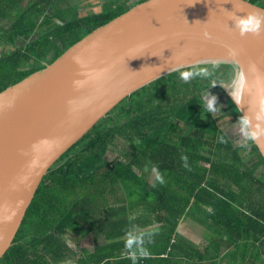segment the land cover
I'll list each match as a JSON object with an SVG mask.
<instances>
[{
	"label": "trees",
	"instance_id": "16d2710c",
	"mask_svg": "<svg viewBox=\"0 0 264 264\" xmlns=\"http://www.w3.org/2000/svg\"><path fill=\"white\" fill-rule=\"evenodd\" d=\"M20 2L0 0V17H11L7 27L0 25V90L53 64L133 6L117 11L108 4L82 14L81 5L62 9L57 0H27L25 8ZM218 65L210 78L185 82L172 72L124 96L53 165L0 264H65L87 236L92 250L74 264H132L126 240L133 229L156 232L136 264L264 260V160L253 142L246 151L219 125L217 115L229 114V122L242 115L229 95L217 101L215 113L204 107L202 93L236 71L233 63ZM156 170L165 183L147 180ZM189 213L213 231L202 247L177 234Z\"/></svg>",
	"mask_w": 264,
	"mask_h": 264
},
{
	"label": "water",
	"instance_id": "95a60500",
	"mask_svg": "<svg viewBox=\"0 0 264 264\" xmlns=\"http://www.w3.org/2000/svg\"><path fill=\"white\" fill-rule=\"evenodd\" d=\"M252 10L264 7L248 0H142L53 64L0 90V259L58 159L124 96L174 72L175 64L233 63L243 72V90L250 89L237 105L250 113V98L255 110L264 97V32L241 37L228 20L231 12ZM253 144L264 160V137Z\"/></svg>",
	"mask_w": 264,
	"mask_h": 264
},
{
	"label": "clouds",
	"instance_id": "9594fccd",
	"mask_svg": "<svg viewBox=\"0 0 264 264\" xmlns=\"http://www.w3.org/2000/svg\"><path fill=\"white\" fill-rule=\"evenodd\" d=\"M239 11V9H238ZM228 20L231 21L232 28L236 30V32L244 37L245 35L259 36L262 32H264V12H260L257 10H252L246 12L244 15H237L236 12H231L228 17ZM206 38H210V34L205 33ZM228 53L230 56L235 58L238 55V51L235 48L229 47ZM205 64H210L211 67L208 66H187L182 63H177L173 67H171V71H174L179 74V78L185 82L190 79H194L197 77L200 78H210L213 76L215 69L219 66L216 61H206ZM251 69L254 71V65L251 66ZM243 82L244 76L243 72L240 69H237L236 76L232 80L229 85H225L223 87L230 89V96L236 102L239 103L241 99V92L243 91ZM215 85V84H213ZM74 87H81V81H73ZM70 103V102H69ZM217 102L215 95H211L208 93L207 97L204 99V107L206 112L215 113L218 111ZM239 129L241 135L243 137L242 142L240 143V147H247L249 142H254L264 137V97L260 98L259 104L255 110H250L245 114L239 116L238 118ZM220 142H224V138L219 137ZM22 154L27 155L28 153L22 152ZM182 160L185 162V167H187V156H183ZM36 160L33 159L29 161V167L35 166ZM155 167V166H153ZM22 181L24 178H21ZM155 181L160 184L165 183L163 175L156 170L155 173ZM155 186V185H153ZM10 218V217H9ZM156 232L154 230L149 231H140L133 229L127 234L126 240V248L131 253L130 259L132 260V264H136V261L139 259V255L147 256L148 252L145 248V244L150 242ZM67 264H71V262H67Z\"/></svg>",
	"mask_w": 264,
	"mask_h": 264
},
{
	"label": "crops",
	"instance_id": "0c3cea01",
	"mask_svg": "<svg viewBox=\"0 0 264 264\" xmlns=\"http://www.w3.org/2000/svg\"><path fill=\"white\" fill-rule=\"evenodd\" d=\"M106 1H108L109 5L110 4L111 5H113V4L117 5L118 3H121L123 0H118V2H116L117 0H57V2H55V4L56 5H62L61 6L62 9L69 8V5L70 6L81 5L82 7L85 6V9H84L82 14H86L89 11H94L96 13L101 11L102 7H104V5H108V4H106ZM133 1L129 2V3L134 5L133 3H135V2H133ZM260 2L262 5H264V0H260ZM20 5H21V7L25 8L27 6V0H21ZM91 5H94V6H91ZM63 6H66V7H63ZM128 6H130V5H128ZM1 11L3 12V9H1ZM10 18L11 17H10L9 12H6L5 15L0 17V25H6L5 27H7L10 24V20H11ZM36 39H37V37H35L32 40H36ZM28 41H30L29 38L28 39H22L19 43H16L15 48L19 49V50L23 49ZM1 52H2V48H0V54H1ZM151 173H152L151 181H153L155 179V172L154 171L147 172L145 177L148 180V176ZM185 218H186V216L181 219V222H180L179 226L177 227V234H179V236H181L183 239L187 240L188 242H190L194 246H200V245L203 246V244H204V242L202 243L203 239L200 235H198V233H201V232L196 230L195 227L199 226L200 228H204L205 226L200 225V223L197 224L196 221H193V224H191V223L184 224ZM87 237H89V236H87ZM87 237L85 239H87ZM83 240L81 241V243L79 245L74 246V248H76V253L78 256L90 254L92 247H93L92 239H91V244H87V245L83 244ZM78 256L67 257L65 264H67V262H69V261L71 262V264H74L75 260Z\"/></svg>",
	"mask_w": 264,
	"mask_h": 264
},
{
	"label": "rangeland",
	"instance_id": "374dc122",
	"mask_svg": "<svg viewBox=\"0 0 264 264\" xmlns=\"http://www.w3.org/2000/svg\"><path fill=\"white\" fill-rule=\"evenodd\" d=\"M132 1L133 0H123L121 3H118L117 5H114V4L113 5H114L115 10L122 11V10L126 9L128 7V5H131V3H129V2H132ZM137 1H140V0H134L133 2H137ZM116 2H118V0ZM106 4H108V1H106ZM72 6H74V5H72ZM91 6H94V5H91ZM63 7H66V6H63ZM70 7L71 6L69 5V8ZM84 8H85V6H84ZM235 76H236V71H235L233 77L231 78V80L229 82H223V81H221L218 84H215L211 88H208L206 91H204L202 93V96L204 98H206L207 95H208V93H209L211 95H215L216 102L217 101L225 100L226 97L228 96V94L230 93V89H227V88H225L223 86L229 85L232 82V80L234 79ZM215 117H217V121H218L219 125L221 126V128L223 130H225V132L232 139V141L236 145L239 146L240 143L243 140V137H242L241 132H240V129H239V124L237 122L239 117L237 119H235L234 122H229L230 115L229 114H226V113L217 115ZM118 145H120V142L119 141H118ZM248 147H249V144H248V146L246 148V151L249 149ZM246 151H245V153H246ZM114 157H115V154L114 153H107V158L109 160L113 159ZM258 174L259 173H257V175ZM151 179H152V173L148 176V180L151 181ZM193 221H197V220L192 216L191 213H189V216L184 219V224H187V223L188 224L189 223L193 224ZM195 229L198 230L199 232H201V233H198V235H200L202 237V239H204V240L209 239V238H211L213 236V231L210 230V229L207 230L205 228H200L199 226L195 227ZM202 243H203V240H202ZM83 244L84 245L91 244V238H90V236L87 237V239H84L83 240ZM195 247H202V245L195 246ZM253 251L256 252V250H254V248H247L245 250V252H250L252 254H253ZM263 259H264V257H263ZM258 263L259 264H264V260H260V261H258Z\"/></svg>",
	"mask_w": 264,
	"mask_h": 264
},
{
	"label": "bare ground",
	"instance_id": "6f19581e",
	"mask_svg": "<svg viewBox=\"0 0 264 264\" xmlns=\"http://www.w3.org/2000/svg\"><path fill=\"white\" fill-rule=\"evenodd\" d=\"M244 83V82H243ZM249 87V86H248ZM248 89V94H250L249 93V91H250V89L249 88H245L241 93H243L244 91H246ZM241 100V99H240ZM249 107H250V110H253V106H252V104L250 103V98H249Z\"/></svg>",
	"mask_w": 264,
	"mask_h": 264
}]
</instances>
